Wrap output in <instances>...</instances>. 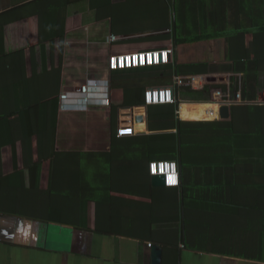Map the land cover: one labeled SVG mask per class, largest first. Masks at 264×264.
Instances as JSON below:
<instances>
[{
  "label": "trees",
  "instance_id": "1",
  "mask_svg": "<svg viewBox=\"0 0 264 264\" xmlns=\"http://www.w3.org/2000/svg\"><path fill=\"white\" fill-rule=\"evenodd\" d=\"M228 1H234L232 11L226 12L222 6H216L212 9L210 21L206 12L198 14L201 24L199 34L190 32L192 35L183 36L178 27H172V35H162L165 38L171 37L174 41V65L115 71L112 79H171L172 74L180 77L206 76L212 64H227L231 74H243V104L232 106L230 121L198 119L199 110L209 113L211 104H181L180 107L183 108L193 105L188 107L191 109L188 121L178 118V106L161 104L147 107L148 129L151 133L158 134L119 136L118 107L144 106L145 89H126L118 94L127 104H115L113 95L112 100L110 99L113 112L112 151L56 153L55 130L51 128L49 121L55 105L52 103L61 93L64 45H58L59 57L56 65L48 71V75L41 78L42 91L26 89L22 93L23 104H18L17 94L13 91L17 82L13 78H0L5 84V88L0 90V121L7 119L10 122L15 149L18 145L22 150L24 166L30 172L29 180L33 182L30 188L22 189L19 193L18 190L9 189L7 196L10 197L12 193L18 194L17 197L23 194L28 196L27 193L30 192L34 197V177L37 169L49 166L53 155L56 160L62 161L57 163L58 172L53 173L58 188L54 184L53 189L47 192L45 188L38 189L36 203H22L20 208L27 210L19 208L20 211L14 212L33 215L42 212L46 214V218L53 219L54 223L78 226L80 220L66 219L65 212L80 213L83 194L89 185L91 200L100 204L99 196L104 197L105 204L102 208L112 214V219L98 220L102 227L145 233L147 228L151 230L152 225L163 221L161 216L167 220L178 221L181 213L186 246L190 249L251 260L262 256L264 105L258 104L257 100L258 74L264 72V0H245L244 3L242 0ZM220 2L225 3L224 0ZM191 17L192 14H188V22ZM13 63H10L11 66ZM30 79L18 78L17 81L29 83ZM232 82L235 84L233 92L238 94L240 79L233 78ZM219 88L206 86L202 90H195L185 85L178 91L179 99L182 103H190V95L203 94L208 101ZM112 93L115 94V91ZM236 96L231 94L234 100ZM215 102L212 103L217 104ZM46 115L48 124L44 126L41 122ZM240 139L255 141L258 145L257 154L254 155L255 147L249 151L250 156L242 154L238 144ZM157 161H175L178 164L180 187H150L149 166L151 162ZM83 171L95 173L96 180L88 184L82 175ZM20 175L23 182L25 173L22 171ZM130 175L134 176L133 181L138 182L132 194L143 198L139 202L120 197V192L124 193L126 190L118 188L117 183L125 180V177L129 180ZM43 180H46L45 177ZM67 182L70 184L66 185ZM67 187H71L73 196L66 193ZM22 196L18 200H25ZM9 199L12 203V198ZM191 201L235 208L237 214L185 206L184 203ZM126 208L137 210L138 214L130 218L124 214Z\"/></svg>",
  "mask_w": 264,
  "mask_h": 264
},
{
  "label": "crops",
  "instance_id": "2",
  "mask_svg": "<svg viewBox=\"0 0 264 264\" xmlns=\"http://www.w3.org/2000/svg\"><path fill=\"white\" fill-rule=\"evenodd\" d=\"M224 2L221 3L220 0H0V78H13L17 82L13 91L17 94L18 104H23L22 93L26 89L42 91L41 78L56 65L59 57L58 45L63 44L61 93L73 88L77 89L87 79L94 78L102 81L103 86L105 82L109 83V105L94 104L88 111L62 112L59 96L52 103L55 105L51 110L49 121L51 128L55 130L54 151L56 153L110 152L113 148V112L110 105L112 95L115 96L113 98L115 104H127L126 100H121L119 92L126 89L146 90L153 86H167L172 83V78L112 79V73L107 69L109 56L174 49V41L171 37L165 38L162 35H172V27H178L183 36L192 35L190 32L199 34L201 24L198 14L206 12L210 21L212 9L216 6H222L226 12L232 11L234 1L224 0ZM188 14H192L189 22ZM111 36H116L118 39L111 41ZM12 62L14 63L11 66ZM218 68H225L231 78L240 79V91L236 99H241L243 74H231L227 64H212L209 73H213ZM50 75L53 76V73L50 72ZM18 78L31 79L29 83H25V81H17ZM0 82L1 90L5 88L3 86L5 84L2 83V79ZM258 82V104H264V72L258 74ZM112 91H115V94ZM230 94L220 101L229 104L227 100L231 98ZM181 104H211L209 113L199 110L198 119L214 121L219 118L220 104ZM188 107L193 105L184 108L179 106L180 120H189L188 113L191 109ZM117 117L119 128L125 117L126 120H131L128 119L130 117L134 120L133 124L130 123L128 126H132L136 132L124 137L158 134L149 131L147 108L144 106L118 107ZM41 123L44 126L48 124L47 115L42 117ZM13 139L10 122L7 119L1 120L0 264H153L152 248L156 244L163 248L162 264H264V249L262 256L253 260L190 249L186 246L181 213L178 221L167 220L166 217L161 216L163 221L156 222L151 230L147 228L145 233L102 227L98 224V220L112 219V214L102 208L105 204L104 197L99 196L100 204L91 200L89 185L83 194L80 213L65 212L66 219L80 220L78 226L54 223L53 219L46 218V214L42 212L34 215L14 212L22 209L20 208L22 203H36L38 200L35 195L38 189L45 188L47 192L53 189L54 184L58 188L53 173L58 172L57 163L61 160H56L53 155L49 166L39 167L37 174L31 170L36 174L34 197L30 192L28 194L25 191L28 196L19 195L25 199L20 201L18 194L12 193L11 203L10 197L7 196L9 189L18 190L19 193L22 189L30 188L33 183L29 180L31 178L29 170L24 166L22 150L18 145L15 149ZM22 171L25 173V182L21 179ZM43 177L46 180H43ZM133 177L130 175L129 180L125 177V180L119 181L117 185L119 184L118 188L126 190L124 193L120 192V197L139 202L143 198L140 199L139 196L137 198V194H132L133 188L138 185L137 180L133 181ZM69 184L67 182L66 185ZM146 187H149V183ZM150 187H153L151 182ZM66 190L67 194L74 195L71 193V187H67ZM41 202L43 203L42 200ZM184 204L193 209L237 214L235 208L220 205L192 201ZM125 210L124 214L130 218L138 214L137 210L132 211L127 208ZM56 215L59 213L56 212ZM171 230L174 232L172 233ZM149 244L152 246L150 247Z\"/></svg>",
  "mask_w": 264,
  "mask_h": 264
},
{
  "label": "built area",
  "instance_id": "3",
  "mask_svg": "<svg viewBox=\"0 0 264 264\" xmlns=\"http://www.w3.org/2000/svg\"><path fill=\"white\" fill-rule=\"evenodd\" d=\"M117 39L118 38L116 36L110 37L111 41H116ZM174 56L175 50L173 48L168 50L149 51L141 53L112 54L108 58L107 69L109 73H113L115 71L174 65ZM205 80L206 82H208L210 80V77H180L176 74H172V83L170 85L153 86L146 88L144 93V107L147 108L154 105L174 104L178 106L179 110V106L182 103L179 99L178 93L180 87L187 85L196 90V88L194 87V82H202ZM101 82L102 81L94 78L87 79L83 84L79 86V88H73L71 90L62 92L60 95V110L62 112H82L88 111L90 109V106L94 104H105L108 106L109 83L105 82V85L103 86V83ZM231 99L232 98L229 97V99L227 100L229 104H238H235L233 101H231ZM238 102H241V99H239ZM223 104L225 103H222L220 105ZM128 119L131 120H126L125 117V120L119 128V136H131L136 132L135 129L132 128V126H128L130 123L133 124L134 120H132L131 117ZM149 173L150 176H164L166 182L165 187H180V172L178 164L175 161L152 162L149 166ZM149 246L151 247L152 245L149 244Z\"/></svg>",
  "mask_w": 264,
  "mask_h": 264
},
{
  "label": "rangeland",
  "instance_id": "4",
  "mask_svg": "<svg viewBox=\"0 0 264 264\" xmlns=\"http://www.w3.org/2000/svg\"><path fill=\"white\" fill-rule=\"evenodd\" d=\"M205 77H210V80L208 82L202 81V82H194L195 83V88L196 90H202L204 88H206V86H219V89H216V93L212 96H210L209 100L207 101L204 97L203 94H196V95H190L189 97L192 99L190 103H203V102H215L217 103V101H220L221 99H226V97H228V95L234 90L235 84L232 82L231 76L229 75L227 69L225 68H218L216 70L213 71V73H209L207 76ZM209 79V78H208ZM233 83V84H232ZM234 93V92H233ZM231 93V94H233ZM234 96L238 95L237 93L233 94ZM240 98H238L239 100ZM238 100L235 98V100H232L235 104H243L242 101L238 102ZM258 103V102H257ZM219 104V103H217ZM127 113H130V111H127ZM219 120V118L217 119ZM213 121V120H212ZM250 143V144H249ZM252 143V144H251ZM239 147L241 150V153L247 156H250L248 153L251 150L252 147H255V154H257L258 148L256 146L255 141H245L244 139H240L239 142ZM263 166H261L262 168ZM264 169V168H262ZM82 175L84 176V179H86L88 182L93 183L94 180H96L95 178V173H91L89 171H83Z\"/></svg>",
  "mask_w": 264,
  "mask_h": 264
},
{
  "label": "water",
  "instance_id": "5",
  "mask_svg": "<svg viewBox=\"0 0 264 264\" xmlns=\"http://www.w3.org/2000/svg\"><path fill=\"white\" fill-rule=\"evenodd\" d=\"M259 100H257L258 102ZM221 104V103H219ZM264 105V104H261ZM234 104H223L219 109V120L230 121L231 120V108ZM131 109V108H128ZM151 183L153 187L163 188L166 185L165 177L162 175L151 176ZM153 264H162L163 248L161 245H154L152 248Z\"/></svg>",
  "mask_w": 264,
  "mask_h": 264
}]
</instances>
